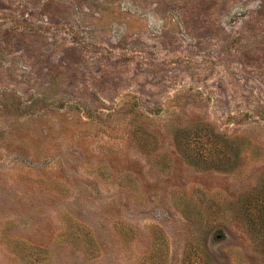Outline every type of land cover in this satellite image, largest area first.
Listing matches in <instances>:
<instances>
[{
    "label": "rangeland",
    "instance_id": "rangeland-1",
    "mask_svg": "<svg viewBox=\"0 0 264 264\" xmlns=\"http://www.w3.org/2000/svg\"><path fill=\"white\" fill-rule=\"evenodd\" d=\"M0 264H264V0H0Z\"/></svg>",
    "mask_w": 264,
    "mask_h": 264
}]
</instances>
